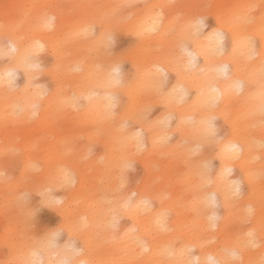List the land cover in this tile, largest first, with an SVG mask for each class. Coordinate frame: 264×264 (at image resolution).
<instances>
[{"label": "clouds", "instance_id": "obj_1", "mask_svg": "<svg viewBox=\"0 0 264 264\" xmlns=\"http://www.w3.org/2000/svg\"><path fill=\"white\" fill-rule=\"evenodd\" d=\"M0 264H264V0H0Z\"/></svg>", "mask_w": 264, "mask_h": 264}, {"label": "rangeland", "instance_id": "obj_2", "mask_svg": "<svg viewBox=\"0 0 264 264\" xmlns=\"http://www.w3.org/2000/svg\"><path fill=\"white\" fill-rule=\"evenodd\" d=\"M45 218H47V219H51L52 217H50L49 214H45Z\"/></svg>", "mask_w": 264, "mask_h": 264}]
</instances>
